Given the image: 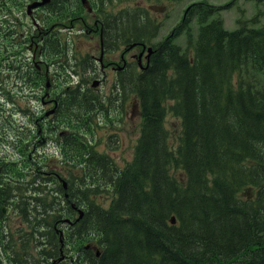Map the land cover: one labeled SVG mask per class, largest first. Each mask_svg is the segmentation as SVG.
I'll return each mask as SVG.
<instances>
[{
  "label": "trees",
  "instance_id": "trees-1",
  "mask_svg": "<svg viewBox=\"0 0 264 264\" xmlns=\"http://www.w3.org/2000/svg\"><path fill=\"white\" fill-rule=\"evenodd\" d=\"M35 1L0 0V37L20 30L13 17ZM74 1L52 0L39 9L40 26L66 18ZM219 8L190 5L158 41L162 25L142 8L105 21V48L116 42L152 48L147 66L128 64L114 86L136 97L142 116L133 159L123 167L82 140L67 119L87 126L102 107L88 81L95 72L90 57L78 60L86 74L72 80L70 42L50 30L36 50L40 61L0 60V71L6 67L26 88L47 77L46 65L53 68L65 83L54 98L57 122L64 118L62 126L71 129L62 139L70 154L66 186H59V171L29 176L2 151L16 135L0 96V240L8 244L0 246V264H17L32 244L39 253L33 261L42 264H264V27L239 21L228 30ZM182 35L185 49L176 42ZM21 112L40 122L37 113ZM168 114L180 123L176 143ZM53 179L58 188L47 190ZM9 205L28 227L17 231V250L3 219Z\"/></svg>",
  "mask_w": 264,
  "mask_h": 264
},
{
  "label": "rangeland",
  "instance_id": "rangeland-1",
  "mask_svg": "<svg viewBox=\"0 0 264 264\" xmlns=\"http://www.w3.org/2000/svg\"><path fill=\"white\" fill-rule=\"evenodd\" d=\"M202 1L220 7L219 10L222 12L224 25L229 30L237 28L239 21L243 22V24H251L252 22L255 27H264V0H75L73 2L74 5L72 4L74 10L66 15V18L57 17L51 20L48 26L45 27V31L49 30V24L58 21L50 29L58 32L61 40L70 42L71 53H74L75 56L89 55L92 61H95L100 58L97 51L99 50L100 36L106 29L104 28L105 21L112 16L127 12L125 9L129 7L133 8L131 10H136L137 7L146 9L151 17L157 18L158 21H163L160 33V38H163L178 26L188 6ZM40 14V11H33L29 16L25 14L20 18L13 17L14 22L21 24V28L17 33L1 35L0 44L6 45L9 50L0 51V60H9L10 62L11 58L19 56L36 59L33 48L40 43V34H37V31H44V27H40L42 23ZM176 42L183 48L187 45L184 35L180 36ZM125 48L120 46L113 51L107 52L100 65V71L89 78V81H92L90 88L94 95L108 96L110 94V90L116 81L117 68H120V56H122ZM7 52H10V55L3 56ZM141 54L147 56L146 52L137 48L126 53L124 58L128 62L137 61ZM141 60H139L141 65H144L146 63L145 59L142 58ZM110 61L116 63L110 65L108 64ZM13 76L14 74L6 67L0 71V77L3 82L0 88V96L4 98L1 103L3 105L7 104V106L4 105L5 108L13 114L11 119L13 121L14 118V129L12 130H14V135H16L15 144L3 146L2 151L10 156L11 160L23 172H27L29 176L35 171L32 168H38L35 165L38 161L48 159L44 164H39L40 168L38 170L43 174L42 177L51 176L42 172L43 170L49 172L51 169L52 171H59L62 175V180L67 183L66 177H68L69 172L65 161L66 157L61 156L57 149L47 148L46 144L43 145V142L38 144L39 140L37 139L38 132L42 135L45 134V130L49 125L46 120L55 110V105L48 100L50 97L55 98L57 94L61 93L60 90L65 86V83L63 80L60 81V76L54 73L53 68L48 71L47 77L41 81L40 85L34 86L35 89L33 87H24ZM95 81L96 84L93 86ZM42 99L47 100V103L44 104ZM128 99L131 104V109H129L128 113L126 110L122 111L121 105H116V101L112 98L110 103L103 105H106L104 110L92 116L90 122H87V126L85 121L73 120L72 116L67 118L75 128L84 129L81 132L82 134L86 130L87 135L98 146L96 148L98 152L108 153L121 167L133 159L142 124L138 100L131 95L128 96ZM46 109L49 110L48 116L45 115ZM21 110L39 113L41 119L37 127H35L36 130L29 126V121ZM42 114L44 116H41ZM165 125L170 130L174 143H176V137L180 133L179 121L173 115L168 114ZM33 144L37 145L36 149L32 146ZM36 151H40V155ZM31 155H33L32 159H30ZM57 159H61L63 162H59ZM12 176L16 177L17 175L12 174ZM57 183L53 179L51 185H47L45 188L47 190H55L58 188ZM39 185H43V183ZM60 185H63V183L60 182ZM104 206H108V202ZM4 215L5 224L10 227L11 238L16 241L13 244L16 246V250L20 249L21 239L17 231L20 228L25 231L28 227L23 225L18 209L14 206L9 205ZM1 243L4 245L3 249L7 250L8 244L3 240H0V245ZM78 244L76 242L75 248L72 246L68 250L72 252V255L75 254ZM29 248L31 249L29 256L39 254L33 244ZM18 254L16 256L17 264L43 263L41 258H36L33 261V256L30 258L21 251ZM65 256L67 257L68 255ZM66 259L68 258H64L62 262ZM9 264L14 263L10 260Z\"/></svg>",
  "mask_w": 264,
  "mask_h": 264
},
{
  "label": "flooded vegetation",
  "instance_id": "flooded-vegetation-1",
  "mask_svg": "<svg viewBox=\"0 0 264 264\" xmlns=\"http://www.w3.org/2000/svg\"><path fill=\"white\" fill-rule=\"evenodd\" d=\"M126 53H129V49L128 48H125L124 51H123L122 56H120V68H117V73H116L115 80H117L119 78L121 73L122 74H127L126 72H127V67H128L129 62L124 58ZM106 54H107V52L104 50V46L103 47L99 46V55L102 58V61L106 57ZM143 59H144V56H143ZM93 63H96V62L93 61ZM114 63H116V62L110 61L108 64L113 65ZM104 69H106V68H104ZM98 71H100V69L97 70V68L95 67V72L97 73ZM115 84H116V81L114 82V85L112 86V88L110 90V96L108 98L105 95L102 96L103 98H102V101L100 103V104H102V107L98 108L96 110V112L94 113L95 115L99 111L104 110L106 108V105L105 106H103V105L110 103L112 98L116 101V105H121L122 111L126 110V112L128 113V111L130 109V103H129V99H128L129 95L125 94V92L121 93V92L114 91ZM48 97H49V95H48ZM48 101H50V103H53L55 105V107H56V101L54 100V98L50 97ZM43 102L45 104V103H47V100L46 101L43 100ZM124 107H125V109H124ZM48 119H51L52 124L48 123L49 125L47 126V129L45 130V134L42 135V134H40V132H38V137H37V139L39 140L38 144L40 142H43V145L46 144L47 148L51 147L52 149H57L59 151V153L61 154V156L66 157L65 145H64V143L61 140V133L60 134L56 133L57 130H58V126H59V124L56 122L57 116L55 114H52L50 117H48ZM40 137H41V139H40ZM32 146L35 149L37 148V145L33 144ZM39 152L40 151H36V153L38 155H40ZM43 153H44V151H43ZM33 155L30 156V159H32ZM46 160L47 159H45L43 161H38L37 164H35V165H37V167L40 168L39 164L40 163L44 164L46 162ZM57 160L59 162H62L61 159H57ZM38 168H36V167L32 168V170H35L33 172V174H35L36 172H40L38 170ZM42 172H45V173L49 174V172H46V170H43ZM39 184H42V182H39ZM3 212L5 213L4 210H3ZM0 246L4 248V245L2 243H1Z\"/></svg>",
  "mask_w": 264,
  "mask_h": 264
},
{
  "label": "water",
  "instance_id": "water-1",
  "mask_svg": "<svg viewBox=\"0 0 264 264\" xmlns=\"http://www.w3.org/2000/svg\"><path fill=\"white\" fill-rule=\"evenodd\" d=\"M49 1L50 0H42V2H40V3L38 2V3L30 6L29 9H32V8H35V7H38V6H42V5L46 4V3H48ZM171 222H172V224H175L176 223L175 218H172Z\"/></svg>",
  "mask_w": 264,
  "mask_h": 264
},
{
  "label": "bare ground",
  "instance_id": "bare-ground-1",
  "mask_svg": "<svg viewBox=\"0 0 264 264\" xmlns=\"http://www.w3.org/2000/svg\"><path fill=\"white\" fill-rule=\"evenodd\" d=\"M33 2H30L27 7L32 6ZM8 48H6V45L0 44V51H7ZM84 244V243H83ZM22 252V251H21ZM27 254V253H26ZM15 264V263H14Z\"/></svg>",
  "mask_w": 264,
  "mask_h": 264
}]
</instances>
